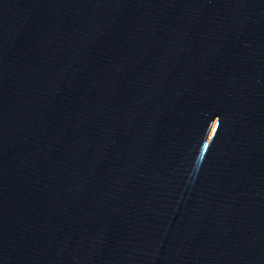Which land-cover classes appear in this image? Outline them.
I'll list each match as a JSON object with an SVG mask.
<instances>
[{"label": "water", "instance_id": "water-1", "mask_svg": "<svg viewBox=\"0 0 264 264\" xmlns=\"http://www.w3.org/2000/svg\"><path fill=\"white\" fill-rule=\"evenodd\" d=\"M0 264H264V0H0Z\"/></svg>", "mask_w": 264, "mask_h": 264}]
</instances>
